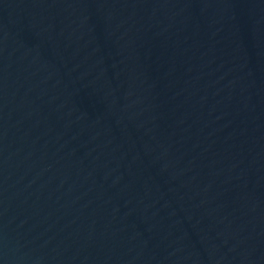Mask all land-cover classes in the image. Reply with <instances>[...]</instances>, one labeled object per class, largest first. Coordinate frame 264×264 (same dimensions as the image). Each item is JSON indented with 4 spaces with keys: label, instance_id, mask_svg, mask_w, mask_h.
<instances>
[{
    "label": "water",
    "instance_id": "95a60500",
    "mask_svg": "<svg viewBox=\"0 0 264 264\" xmlns=\"http://www.w3.org/2000/svg\"><path fill=\"white\" fill-rule=\"evenodd\" d=\"M0 264H264V0H0Z\"/></svg>",
    "mask_w": 264,
    "mask_h": 264
}]
</instances>
